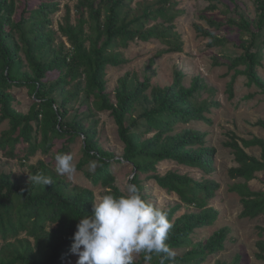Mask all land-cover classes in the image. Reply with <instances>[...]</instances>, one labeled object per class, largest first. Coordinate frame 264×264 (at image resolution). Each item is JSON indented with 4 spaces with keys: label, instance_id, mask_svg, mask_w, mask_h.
Segmentation results:
<instances>
[{
    "label": "trees",
    "instance_id": "1",
    "mask_svg": "<svg viewBox=\"0 0 264 264\" xmlns=\"http://www.w3.org/2000/svg\"><path fill=\"white\" fill-rule=\"evenodd\" d=\"M131 1L78 0L74 6L77 14L74 23L71 22L70 9L66 7L59 30L71 50L63 53L61 46L54 45L50 28L49 14L58 8L53 0H0V119L7 120L9 124L8 129L2 132L0 146L7 156L18 158L24 153L22 157L27 159L38 149L43 153L53 151L56 155L70 153L76 136L82 135L84 158L99 162L94 183L107 188L104 194H124L115 185L112 173L106 171L113 156L97 144L95 130L83 122L87 117L81 120L76 114L70 115L69 100L78 101L83 96L84 102L92 97L91 104L96 111H110L124 144L123 160L132 163L135 171H154L156 164L163 160H174L209 171L205 154L187 149L201 142L198 134L185 132L179 139L168 134L178 122L206 120L204 107L189 100L198 87L197 83L185 88L176 79L166 89L152 87L153 104L136 116L133 106L146 97L147 80L135 83L128 78L119 79L114 103L106 93V68L126 62L119 49L136 41L153 39L167 42L168 46L162 53L181 49L180 35L174 25L178 11L170 13L175 5L173 0H142L138 8L132 7ZM256 2V27L261 30L264 0ZM85 13L93 21L89 24V31L84 27L87 22ZM158 18L162 21L151 23ZM240 23L243 29L247 28L243 17ZM253 45L254 39L243 46L242 63L246 68L242 74L248 77L249 83L264 90V83L256 71L261 57L259 50L251 51ZM24 60L28 67L25 71L22 70ZM13 85L27 86L33 92L35 100L26 113L12 106V95L6 89ZM66 87H69L70 97L64 95L58 102L57 96ZM205 108L208 110L207 106ZM257 124L264 127L263 121ZM152 129H155L154 135L141 141L140 134ZM39 136L41 141L38 143ZM224 145L232 150L238 164L229 169L231 177L247 181L253 178L254 172L264 169V139H238L231 133ZM250 146L260 148L259 158L244 150ZM82 164L80 162L78 167L82 168ZM42 168L43 174L52 178L51 185L30 181L24 187L11 175L0 174V264H65L71 258L70 247L78 223L75 218L91 215L92 190L68 187L44 165ZM86 176L92 178L88 173ZM152 179L162 189L176 194L182 204L198 209L178 217H174V208L164 210L174 226L166 243L175 252V260L163 259L159 255V264L198 263L224 248L227 227L213 232L204 243L178 253L196 228L213 223L216 211L207 204L218 187L215 181H198L172 171L164 175L153 174ZM136 185L141 190L139 183ZM235 189L242 202L241 217L254 218L264 214V192L250 190L245 182L236 185ZM46 223L56 225L46 229ZM259 229L264 230L262 227ZM22 231L33 238V242L25 237L18 238ZM256 247V256L264 260V239L258 240ZM144 260L145 254L141 253L140 261L134 264H141Z\"/></svg>",
    "mask_w": 264,
    "mask_h": 264
},
{
    "label": "rangeland",
    "instance_id": "2",
    "mask_svg": "<svg viewBox=\"0 0 264 264\" xmlns=\"http://www.w3.org/2000/svg\"><path fill=\"white\" fill-rule=\"evenodd\" d=\"M78 0H53L57 4L56 12L49 14L50 28L53 30V43L61 46L63 53H69L71 47L67 39L59 30L63 23L66 7H69L71 22H75V4ZM142 0H132V7H139ZM175 5L171 14L178 11L174 19L175 30L180 35L181 49L178 52L162 53L167 48L164 40L136 41L130 43L127 48L119 49L121 57L126 60L118 66H108L105 71L106 93L111 102H115V94L120 85L119 79L128 78L135 83L148 81L149 87L145 90V98L134 103L133 114L136 116L143 109L150 107L152 101V87L166 89L176 79H179L185 88H190L194 83L198 84L193 96L189 98L191 103L203 106V115L206 120L178 122L168 134L177 139L185 132H193L201 137V142L190 145L187 149L196 154H205L208 159L209 171L204 168L187 166L174 160H163L156 164L154 171H135L132 163L123 160L124 144L120 140L117 126L110 111H96L92 106V97L84 102L82 96L78 101L69 100L68 107L71 117L74 114L78 119H85L86 126L95 130L94 139L97 144L113 157L109 159L106 171L115 177V185L126 194L129 183H139L141 194L146 201L153 203L162 210H174V217L183 213L196 212L193 205H185L180 202L177 195L167 192L158 186L152 179L153 174L164 175L172 171L186 174L198 181L211 179L218 184L214 195L208 200V207L216 211V217L212 224L196 228L188 237L184 247L178 249V253L186 249L196 247L215 231L227 227V237L224 248L208 255L203 261L193 264H264V260L256 256V243L264 239V214L254 218L241 217L242 202L235 186L246 183L252 191L264 192V169L254 172L253 178L245 181L244 178H233L229 169L237 166L233 152L224 145L229 134L233 133L238 139L250 140L254 137L264 139V127L258 122H264V90L254 83H249L248 77L242 74L246 66L242 63L245 53L244 45H248L254 39L251 51L259 50L260 63L256 66L257 75L264 83V22L262 29L256 27L258 18V4L256 0H173ZM216 6L214 9L211 7ZM87 22L85 30L89 31V24L93 21L84 14ZM247 23L243 29L240 19ZM157 20L151 23L161 22ZM213 23V24H212ZM22 70H27V62L23 61ZM69 87H66L58 102L65 96L70 97ZM12 95V106L19 112L26 113L34 102L33 92L27 86L13 85L6 89ZM205 106L208 107L206 110ZM91 107V108H90ZM90 113L91 116H87ZM7 120L0 119V140L2 132L8 129ZM155 129L140 134V140L154 135ZM41 141L40 136L37 142ZM241 143V142H240ZM84 137L78 135L71 146L70 154L76 172L71 176H61L55 171V152H41L38 149L27 159L23 155L11 158L6 155L5 149L0 146V174L11 175L20 185L28 186L29 177L35 174H43L42 165L56 178L68 187L88 188L93 191L94 201L99 200L107 190L101 184H96L93 178L99 162L86 160L83 155ZM244 150L252 156L260 157L258 146L244 147ZM119 161V162H117ZM82 162V168L78 164ZM95 162L94 170L90 163ZM31 166L35 167L32 170ZM88 173L92 178L87 177ZM21 186V187H22ZM56 224L46 223V229L55 227ZM18 238L28 237L25 232H20ZM1 248V246H0ZM141 253L135 255L134 262L140 261ZM77 256L71 254V258L65 264H76ZM159 255L153 253L152 259L142 261L141 264H159Z\"/></svg>",
    "mask_w": 264,
    "mask_h": 264
},
{
    "label": "clouds",
    "instance_id": "3",
    "mask_svg": "<svg viewBox=\"0 0 264 264\" xmlns=\"http://www.w3.org/2000/svg\"><path fill=\"white\" fill-rule=\"evenodd\" d=\"M95 162L90 163L94 170ZM58 175L71 177L76 172L70 153L55 156ZM34 183L51 185L45 174L29 177ZM78 219L72 237L70 253L77 256L76 264H134V257L144 253L145 261L152 254L175 260V252L166 243L173 224L167 212L146 201L135 184L127 185L126 194H104L93 201L91 215Z\"/></svg>",
    "mask_w": 264,
    "mask_h": 264
}]
</instances>
